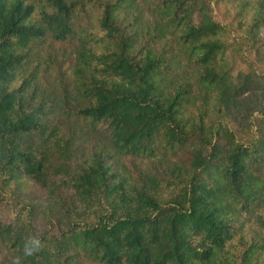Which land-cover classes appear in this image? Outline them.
I'll list each match as a JSON object with an SVG mask.
<instances>
[{
	"label": "trees",
	"instance_id": "16d2710c",
	"mask_svg": "<svg viewBox=\"0 0 264 264\" xmlns=\"http://www.w3.org/2000/svg\"><path fill=\"white\" fill-rule=\"evenodd\" d=\"M4 203L0 264H264V0H0Z\"/></svg>",
	"mask_w": 264,
	"mask_h": 264
},
{
	"label": "clouds",
	"instance_id": "9594fccd",
	"mask_svg": "<svg viewBox=\"0 0 264 264\" xmlns=\"http://www.w3.org/2000/svg\"><path fill=\"white\" fill-rule=\"evenodd\" d=\"M42 246V243L37 238H29V241L25 244V254L33 255L35 252L39 251Z\"/></svg>",
	"mask_w": 264,
	"mask_h": 264
},
{
	"label": "rangeland",
	"instance_id": "374dc122",
	"mask_svg": "<svg viewBox=\"0 0 264 264\" xmlns=\"http://www.w3.org/2000/svg\"><path fill=\"white\" fill-rule=\"evenodd\" d=\"M28 193L30 194V195H34V196H39V197H44V196H46V193H44L42 190H40V189H33V190H30V191H28ZM0 208H7V209H9L10 208V206H9V204L8 203H4L2 206L0 205Z\"/></svg>",
	"mask_w": 264,
	"mask_h": 264
}]
</instances>
